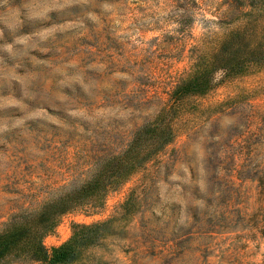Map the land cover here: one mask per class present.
I'll use <instances>...</instances> for the list:
<instances>
[{
	"label": "rangeland",
	"instance_id": "obj_1",
	"mask_svg": "<svg viewBox=\"0 0 264 264\" xmlns=\"http://www.w3.org/2000/svg\"><path fill=\"white\" fill-rule=\"evenodd\" d=\"M231 1L0 0V231L69 196L49 250L105 226L56 264H264V65L214 71L172 141L135 168L112 159L243 27Z\"/></svg>",
	"mask_w": 264,
	"mask_h": 264
},
{
	"label": "trees",
	"instance_id": "obj_2",
	"mask_svg": "<svg viewBox=\"0 0 264 264\" xmlns=\"http://www.w3.org/2000/svg\"><path fill=\"white\" fill-rule=\"evenodd\" d=\"M231 3L239 8L235 17L246 16L243 27L224 40L211 61L203 63L194 75L180 82L171 95L170 103L160 109L153 121L138 129L122 154L112 157L120 164L118 168H135L172 141L175 133L171 120L177 114V106L188 97L204 95L212 90L217 81L214 75L210 77L214 71L221 70L225 78L244 74L255 65H264V0H232ZM244 5H248L250 10L245 12ZM262 141L264 118L256 139L250 143V153ZM249 167L251 163L248 160L242 166V176H246L244 173L249 172ZM97 179L82 186L77 196H98V193L90 192ZM68 200L69 196H64L47 203L39 212L29 214L23 221L0 231V264L9 260H33L39 264L68 262L80 248L94 242L105 224H78L70 240L62 245L49 250L44 244L43 237L54 227L57 214L68 208ZM214 228L207 225L196 233L207 235L216 231Z\"/></svg>",
	"mask_w": 264,
	"mask_h": 264
}]
</instances>
